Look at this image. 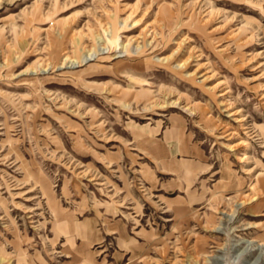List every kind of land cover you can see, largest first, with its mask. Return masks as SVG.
<instances>
[{"label": "rangeland", "instance_id": "1", "mask_svg": "<svg viewBox=\"0 0 264 264\" xmlns=\"http://www.w3.org/2000/svg\"><path fill=\"white\" fill-rule=\"evenodd\" d=\"M0 264H264V0H0Z\"/></svg>", "mask_w": 264, "mask_h": 264}]
</instances>
